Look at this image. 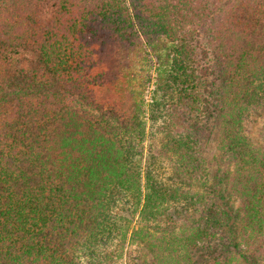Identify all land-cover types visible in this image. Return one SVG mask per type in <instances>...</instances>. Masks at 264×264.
Wrapping results in <instances>:
<instances>
[{
  "label": "trees",
  "instance_id": "16d2710c",
  "mask_svg": "<svg viewBox=\"0 0 264 264\" xmlns=\"http://www.w3.org/2000/svg\"><path fill=\"white\" fill-rule=\"evenodd\" d=\"M150 56L176 181L152 154L143 191ZM263 114L264 0H0V264H117L129 196L151 264H264ZM172 209L198 214L169 234Z\"/></svg>",
  "mask_w": 264,
  "mask_h": 264
},
{
  "label": "rangeland",
  "instance_id": "374dc122",
  "mask_svg": "<svg viewBox=\"0 0 264 264\" xmlns=\"http://www.w3.org/2000/svg\"><path fill=\"white\" fill-rule=\"evenodd\" d=\"M156 67V60L152 56H150L147 65H138L134 69V71H139L140 77L136 80L135 87L133 88V90H135V92L138 91V100L142 97L144 101L143 106L146 113L145 119L147 120V137L145 139V142L142 144L144 146V155L141 159L138 160L136 165L137 171L141 174L140 184L143 191L145 186V171L148 166V156L152 154H155L158 157L157 164L159 179L164 183L169 184V186L171 184H174L176 181L173 169V159L170 156H166L165 153L167 152H165L163 149V134L162 132H160V129H162V127H160L161 124H156V126L152 121L149 120V105L152 100V92L154 90ZM158 127L160 128L158 129ZM250 135L255 145L259 149L264 150V114L255 117L250 128ZM215 146L216 145H212L210 147L211 150L209 152V155L211 158L216 155ZM211 162L212 171H215L218 165L214 163L213 159L211 160ZM225 172L226 167L223 165L222 173ZM223 204L225 205L224 209H226L228 212H231V215L235 216V212L240 208L241 203L238 198H231L229 199V201L223 202ZM136 205V198H134L133 196H129L128 199L123 200L115 210V212L119 215V218L121 219L119 221V224L127 235V241L126 245L124 246V249H121L120 251V247L118 244H114L108 249L111 252L113 251L117 253L118 251L117 254H119V256L122 255V257H117V264H151V261L148 260L150 258V256L148 255L149 252L147 251V249L144 248V243L141 240L137 241L136 239L133 241L131 237L133 232L140 228L143 229V231L145 232H149L150 234H152V236L157 237L159 236V234H157L155 229H153L155 223H149L147 225L141 223L139 211L137 212V214H134ZM182 205L180 208L183 207ZM179 211L181 212H178L179 214H176L174 209L171 210L170 213L173 216L175 215L174 220L170 221L168 218H166L164 219V222L162 220L160 221L162 227H171L172 231L174 230L173 232L169 231V234H177L179 232L180 227L175 226L176 220L180 219L179 225H184L186 223H190L191 220L193 218H196L198 214L194 213V211L192 210L188 213L183 212L181 209H179Z\"/></svg>",
  "mask_w": 264,
  "mask_h": 264
}]
</instances>
